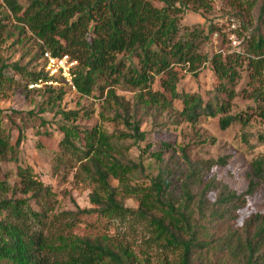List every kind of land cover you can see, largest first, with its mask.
<instances>
[{"label":"trees","instance_id":"obj_1","mask_svg":"<svg viewBox=\"0 0 264 264\" xmlns=\"http://www.w3.org/2000/svg\"><path fill=\"white\" fill-rule=\"evenodd\" d=\"M2 3L17 22L42 42L38 50L40 70L31 74L30 82L51 79L44 69V51L54 56L66 54L77 61L73 83L79 93L90 94L93 86L101 84L100 78L134 88L146 87L159 76L162 90L183 100L182 114L195 121L202 114L213 116L216 111L226 110V102L219 95L225 94L228 99L234 96L237 69H248L251 78L264 72V0L257 3L252 29L237 46L231 45L239 51L216 52L210 58L198 49L207 41L204 30L186 33L183 30L187 27L179 23L185 9H205L207 0H25V5L19 0H2ZM248 4L249 8L255 5ZM4 26L0 24V34ZM212 30L211 27L209 32ZM207 63L214 74V88L209 91L212 96L207 102L200 95H187L175 88L177 67H188L197 74ZM6 80L0 74V89ZM164 92L147 91L152 101L168 102ZM116 103L122 109L119 116L127 122L129 103L123 100ZM261 115L264 117V111ZM234 119L222 117L220 128L225 129ZM131 130L128 136L133 139L140 136L134 122ZM73 134L58 141V161L70 166L79 163L80 169L96 183L90 202L98 215L120 221L135 218L146 223L152 232L151 242L176 254L170 261L165 256L160 264H264V210L241 219L238 214L246 205V197L260 184L264 185V154L251 161L244 192L223 188L215 191V199H210L206 193L213 192L214 185L205 184L200 189L197 184V192L193 193L183 183L181 195L174 199L168 191L166 169H160L148 186L132 184L138 167L124 153L126 146L121 134L100 133L95 137L79 129ZM20 138L19 134L11 140V132L0 124L1 159L10 162L18 159ZM19 172L25 191L34 190L43 196L44 185L29 170ZM109 176L119 184L113 186ZM125 197L135 199L137 207H127ZM23 203L0 199V264H151L148 256L139 259L129 244L118 240L84 238L63 229L45 233L46 215ZM2 210L7 215L1 217ZM73 222L74 218H66L64 225L70 227Z\"/></svg>","mask_w":264,"mask_h":264},{"label":"rangeland","instance_id":"obj_2","mask_svg":"<svg viewBox=\"0 0 264 264\" xmlns=\"http://www.w3.org/2000/svg\"><path fill=\"white\" fill-rule=\"evenodd\" d=\"M19 1L25 5V0ZM207 1L205 9H185L180 14V25L187 27L183 31L204 30L207 41L198 49L208 58L216 52H238L230 44L228 25L231 20L235 21L239 35L235 34L240 40L252 29L257 3L262 0ZM249 2L255 5L249 8ZM0 24L5 25L0 34V74L7 77L0 89V124L11 132V140L21 135L18 159L10 162L0 158V199L24 201V205L29 204L45 214V233L63 229L84 238L118 240L129 244L139 259L148 256L151 264H160L165 256L168 261L176 257L151 242L152 232L143 221L135 218L120 221L97 214L90 202L96 183L80 169L79 163L70 166L56 158L58 141L65 135L73 137L75 129L91 132L95 137L100 133L121 134L122 144L126 146L124 153L138 167L132 184L148 186L160 169H166L168 191L174 199L181 195L183 183L193 193L197 192V184L200 189L205 184L214 185V191L206 193L210 199H215L216 192L223 188L239 194L246 190L250 163L264 154V117L261 115L264 72L251 78L248 69H237L234 96L228 99L225 94L219 95L226 102V110L216 111L213 116L202 114L197 120L189 121L182 114L183 100L165 93L159 76L146 87L134 88L100 78L101 84L93 86L88 95L59 80L52 84L43 80L30 82L31 74L40 70L38 50L42 42L15 20L2 0ZM211 27L213 30L209 32ZM175 73L176 89L187 95H200L204 102L210 99L214 74L208 63L197 74L183 66L177 67ZM49 87L52 91H48ZM147 91L164 92L169 101L154 102ZM117 100L129 103L127 122L119 116L122 109ZM42 102L46 105L40 106ZM71 112L77 114L71 115ZM226 116L235 119L221 129L220 119ZM133 122L140 135L134 139L128 136ZM20 170H29L44 185L43 196L34 190L25 191ZM108 179L113 186L119 184L112 176ZM246 199V205L238 212L240 219L264 210V185L260 184ZM124 202L129 208H136L138 204L130 197H125ZM5 215L7 212L2 210L1 217ZM71 217L74 218L72 226H65V219Z\"/></svg>","mask_w":264,"mask_h":264},{"label":"built area","instance_id":"obj_3","mask_svg":"<svg viewBox=\"0 0 264 264\" xmlns=\"http://www.w3.org/2000/svg\"><path fill=\"white\" fill-rule=\"evenodd\" d=\"M238 28L235 21L231 20L229 23V41L232 46H237L239 43V39L235 34V30ZM42 58L45 63L44 69L51 78L48 81L49 84L57 83V80H59L62 83L75 88L73 83V78L75 76L73 69L77 65L75 59L70 58L66 54L62 56H54L49 51H44Z\"/></svg>","mask_w":264,"mask_h":264}]
</instances>
